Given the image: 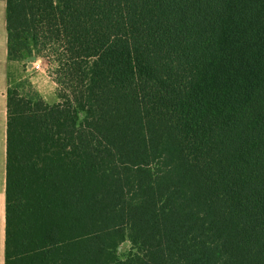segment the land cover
<instances>
[{"label":"trees","instance_id":"16d2710c","mask_svg":"<svg viewBox=\"0 0 264 264\" xmlns=\"http://www.w3.org/2000/svg\"><path fill=\"white\" fill-rule=\"evenodd\" d=\"M6 28L58 101L7 88L5 264H264V0H6Z\"/></svg>","mask_w":264,"mask_h":264},{"label":"crops","instance_id":"0c3cea01","mask_svg":"<svg viewBox=\"0 0 264 264\" xmlns=\"http://www.w3.org/2000/svg\"><path fill=\"white\" fill-rule=\"evenodd\" d=\"M7 39L6 0H0V264H5L6 92L10 84L22 79H30L33 72L29 73V71L33 69V65L36 62H39V60H34L28 63L27 68L25 69L17 60L10 59L7 50ZM41 72L45 73L43 69ZM29 82L37 93L42 95L39 89L35 87L34 83L31 80H29ZM53 84L55 85L54 82Z\"/></svg>","mask_w":264,"mask_h":264},{"label":"rangeland","instance_id":"374dc122","mask_svg":"<svg viewBox=\"0 0 264 264\" xmlns=\"http://www.w3.org/2000/svg\"><path fill=\"white\" fill-rule=\"evenodd\" d=\"M34 60L37 61L39 60V62L36 63H39L40 69H35L33 67V69L29 71V73L33 72L32 76L30 79H27L26 81L30 83L29 80H31L34 83L35 87L39 89V91L42 94L40 96L47 103L50 104L56 103L58 101V95L56 93L55 85L52 82L53 81L52 77L48 74L49 64L47 60L45 58L35 59L34 57H23L21 60H17V61L22 65V67L26 69L28 63ZM42 69L45 71L46 74L44 72H41ZM30 85L32 86L31 83ZM129 247H130V243L128 241L121 243L120 246L118 247L119 254L124 255L128 251Z\"/></svg>","mask_w":264,"mask_h":264},{"label":"built area","instance_id":"2783aa9c","mask_svg":"<svg viewBox=\"0 0 264 264\" xmlns=\"http://www.w3.org/2000/svg\"><path fill=\"white\" fill-rule=\"evenodd\" d=\"M33 67H34L35 69H40V65H39V63H35V64L33 65Z\"/></svg>","mask_w":264,"mask_h":264}]
</instances>
